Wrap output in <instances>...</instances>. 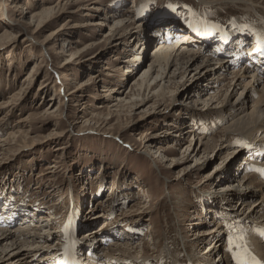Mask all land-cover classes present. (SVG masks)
<instances>
[{
	"label": "rangeland",
	"instance_id": "rangeland-1",
	"mask_svg": "<svg viewBox=\"0 0 264 264\" xmlns=\"http://www.w3.org/2000/svg\"><path fill=\"white\" fill-rule=\"evenodd\" d=\"M252 1L0 0V104L10 103L0 108V137L7 138L0 142V217L14 214L17 220L3 226L17 234L27 228L46 236L47 241L34 246L43 244L48 253L35 255V260L56 264L60 247L70 245L71 231L83 243L91 238L83 235L86 231L98 229L93 233L97 242L88 246L92 241H85V248L75 254L82 263L220 264L239 251L230 240L238 243L244 237L246 242L248 233L256 236L258 225L264 232L260 218L248 227L243 216L231 211L239 195L226 208L214 204L215 197L223 199L219 193L227 185L249 175L264 183L263 177L247 171L264 168V154L245 171L240 166L246 164V149L233 139L223 143L221 124L191 115L194 107L197 113L209 108L186 95L196 77L178 76L168 84L160 81L159 66L149 88L140 95L134 89L149 70L148 54L161 40H138L137 27L157 19L161 37L168 26L161 24L163 18L189 31L205 24L226 30L240 20L244 28L260 32L263 28L255 22L264 21V0ZM127 22L131 25L122 30ZM136 54L143 60L136 61ZM240 64L231 63L218 79L217 74L209 81L200 79L204 97L224 93L222 99L234 102L240 91L226 94L230 81L222 77L246 67ZM126 66H132L133 75L126 73ZM166 85V93L159 95ZM260 88L252 87L248 94L250 109L261 99ZM120 97L126 100L113 106ZM205 141L212 146L208 152ZM234 187L238 193L253 192L251 200L257 204L264 202V188ZM212 228L220 231L209 232ZM257 236L264 246V235ZM217 242L221 246L212 252ZM18 263L9 257L0 262Z\"/></svg>",
	"mask_w": 264,
	"mask_h": 264
},
{
	"label": "bare ground",
	"instance_id": "bare-ground-1",
	"mask_svg": "<svg viewBox=\"0 0 264 264\" xmlns=\"http://www.w3.org/2000/svg\"><path fill=\"white\" fill-rule=\"evenodd\" d=\"M251 1L252 0H249V2ZM252 3L253 1L251 2V4ZM7 5H10V4L7 3ZM15 6L17 5L15 4ZM94 8L98 10L100 9V7H94ZM123 21L125 20L124 19L118 20L117 24L118 23L120 24ZM158 21L159 20L155 19L153 20V22H151L150 19H148L142 28L137 27V29L134 31L136 37H138V40H140L141 36L142 37L147 36L146 42L148 43H150L153 40V37L156 39L158 38L159 40L161 38V40L155 44L154 46L155 49L153 48L154 52L152 53V55L151 53L148 54V57L152 58L149 70L142 76V78H140L138 81L136 80L135 88H134L135 91L140 92L138 93L140 95L142 94V91L144 87H146L147 84L148 85L150 84L151 86L152 84L151 82L153 81L152 78L155 72L158 71L159 66L162 67V70L159 69L158 71V73L162 75L160 81L163 79L164 80L166 79L165 83H168V84L173 82V80L177 78L178 76H181L183 78L187 74H192L193 77H196V79L193 83L192 89H190L189 91L187 90L186 95L188 98L192 99V102H195V103L204 102L206 105H209V108H208V111L205 113H201V112L197 113V111L194 110L196 109L194 107L193 110L191 111V115L193 117H196V115H202L203 116L202 120L204 122H208V123L212 122V124H215V125L221 124L223 127L221 131L225 134L224 139H226L225 141H223V143L228 142L227 139L229 140L233 139L231 140V142L232 141L237 142L240 146L246 149L248 154H246L247 155L245 159L246 164H244V167H242V165L240 166L242 169L245 168V171H246V168L250 167L249 164L256 165L255 162H258L259 157L264 154V145H263L264 144V135H263V132H264V53L256 51V48L259 47V40L264 39V21L257 20V22H255L256 26H261L263 28L261 29L260 32L256 31L255 33L252 31V29L248 27L244 28V26L242 25L243 22L241 21L242 23H240V20L239 21L233 20L229 24V27H227V29L225 28L226 30H223V28H221V26L217 24L214 26L212 25L206 26V24L204 23L205 26L203 25L200 27H196L194 28L195 30L192 29L190 30L191 31L190 32L187 27L185 29L184 26H181L177 23L173 24V21L170 20V18H163L162 20L160 19L161 24L162 25L167 24L168 26L165 25L164 35H162L161 37H157L159 33H161V30L159 29V25H156ZM170 22L171 24H169ZM88 24L89 25L93 24V22L88 23ZM130 25H131L130 22L129 23L127 22V23H124L122 27L118 25L117 28L121 27L122 30H125ZM190 26L192 27L193 25H190ZM257 29H259V27ZM153 31H154V34H153ZM175 37L176 39H174ZM235 44L239 46V48L236 50H235V47L233 46ZM213 45H216L217 47H213ZM190 46H198L202 48L199 51L198 50L196 51ZM200 52H205L206 56L202 58L200 56L201 55ZM220 55L223 56L224 58L217 59L216 57ZM135 57H137V54ZM142 57H143L142 55L138 56L136 61L143 60ZM255 59H257V62H255ZM236 62L237 64L245 63L244 65L246 67L244 68L242 67L240 69L234 70L231 73L232 76L231 77L229 76L230 78L226 77V75L222 78L224 79L226 78V80L230 81L225 87L226 94L227 92L229 93V91H231L230 95H233L234 92L240 91L241 95H239V97H237V99L234 100V102L230 100L226 101L225 100L227 98L226 96L224 99H222L223 98L222 96L224 95V93H222V95H219V96L211 94L212 96H208L205 98L203 95V89L201 90L202 87L201 88L199 87L200 86L199 84H201L199 83L200 79H202V81H209L210 80L209 77L211 76V74L212 75L217 74V76L219 75L218 77H216L218 79L221 77V75L223 76L228 71L227 68L229 67L231 63H236ZM131 67L132 66H126V73L128 75L130 74V76L133 75V72L135 71ZM246 76L250 77L249 79L251 80L249 82H246L247 84H243V78ZM212 83H215V82H212ZM153 84L157 85L158 82L153 83ZM260 86L262 87V89L260 88L261 94H262L260 97L261 99H258L257 104L253 105L252 108L250 109V107L247 105L248 94L252 87L254 89L256 88L259 89ZM167 87L169 88L168 85L162 87V90L159 91V95H163L164 93H166ZM79 88H81V86H79ZM146 88H149V86ZM118 100H120V103L114 104L113 106L118 107L126 99L123 97L122 98L120 97L118 98ZM5 104L9 105L10 103H5ZM6 105L0 104V108L6 107ZM6 112H9V111L7 110ZM181 125H184V124L182 123ZM204 125H207V123H204ZM169 131H171L170 128H169ZM188 132L191 133L194 131L190 130ZM255 135L258 138L257 140H253L254 139L253 137ZM6 140L7 138L0 137V142L6 141ZM203 144H204L203 147L206 146L205 151L207 152L212 147L208 141H205ZM149 145L152 146L151 149H155V145L153 144L151 140H149ZM216 145H213V147ZM161 148L162 146L160 147V149ZM247 171H253L254 173L258 175V177L260 176L264 178V168L263 167L251 166L250 169ZM234 176L235 174H232L229 176V178H234ZM234 186H238L240 189L242 188L245 190L254 186V187H259L261 190L264 188V183H262L260 180L258 181L256 176L249 175L246 178H243L238 184L232 183V184H229V186L227 185V187H225L224 190H222V192L219 193V195L222 196L223 199H220L218 195L217 197L219 199L217 200L215 197L216 203L214 204L216 206L222 204L223 207L221 209L226 208V205L228 204L227 202H229L230 198L235 199L236 195H239L236 198L238 200H236L235 203H236V206L239 203L240 204L238 205V208L235 206V208L231 209V211L234 212L236 215L243 216L244 218L242 221H245L244 224H247L248 227H249L248 222L249 223L251 222L253 224V221H255L256 218L257 219L260 218L259 219L260 223L262 222L261 224L264 225V213L259 215L262 210L264 212V205H263L264 202L261 201L257 204V202L251 200V196H253V192L251 193V191L250 192L240 191L238 193L239 190L234 189L235 188ZM246 205H250L249 209H247ZM15 213L18 214L17 212ZM13 216L14 214L11 217H8V219H4L3 217H0V262L4 263L6 261V257H9L10 260L12 259V263L19 262L18 264H40V260L39 261L38 259L35 260L34 256L37 254H40L42 256L43 253L47 254L48 252L46 251H48V249L43 251L44 250L42 249L43 244L42 245L38 244L37 246H34V244H36L37 242H40V240L43 238L46 239L47 241L46 236H42L41 234L37 233L35 230L33 232L25 231L27 228L23 230V232L21 230L22 232L21 234H17L18 231H15V230L13 231V229H10V227L5 228V226L3 225H8L10 223H13L15 220H17V219H14ZM40 226L41 224L39 225V227ZM258 226L255 229L257 230V232H255V230L253 231L256 236H253V234L251 235L248 233L247 240L244 243H247L248 247L251 249V252L259 260L264 262L263 260L264 259V246L258 241V240L260 241L262 240L261 237L258 238L257 236L258 234L264 235V232H262L263 230L260 229ZM73 230H76L78 232L80 228L75 227V229ZM97 230H94V231L88 230L85 232V234H83L84 236L91 237L85 240V241H92V243H89L88 246L94 245V242H97L94 238L95 236H93V233L96 232ZM219 231L220 230H218V228H212V230L209 232H219ZM201 232L202 231H200L199 234L209 233L207 231L202 232V233ZM74 234L75 232L71 231L72 237L70 238L69 246L60 247L61 253H60L59 258L57 259L58 261H56V264H85L81 262V259L80 260L76 259L75 254H77V252L85 248L86 243L85 241H83V243L81 242L77 243L75 237H73ZM256 237L258 238V240ZM20 238H23V240H21ZM197 239H199L200 241L202 237L200 238L198 237ZM241 241L242 240L238 241V243H241ZM219 244L220 243L217 242L215 246L213 247V249H211V251L212 252L217 251ZM32 246L36 248H32ZM91 252L93 253L95 252V250ZM91 252L89 251V253ZM11 256H14V257H11ZM259 256L263 259H260ZM231 258L233 259V262L237 264V261L235 260L234 255L231 256L229 254L225 258H222V261H220V264H231L232 263V260H230ZM39 259H44V258H39ZM97 262L100 263L99 259Z\"/></svg>",
	"mask_w": 264,
	"mask_h": 264
},
{
	"label": "snow or ice",
	"instance_id": "snow-or-ice-1",
	"mask_svg": "<svg viewBox=\"0 0 264 264\" xmlns=\"http://www.w3.org/2000/svg\"><path fill=\"white\" fill-rule=\"evenodd\" d=\"M256 51L264 53V39L259 40V47L256 48ZM240 239L243 240L244 237H240ZM229 243L234 249H239L234 254L237 264H264L251 252L247 243H236L235 240H230Z\"/></svg>",
	"mask_w": 264,
	"mask_h": 264
}]
</instances>
